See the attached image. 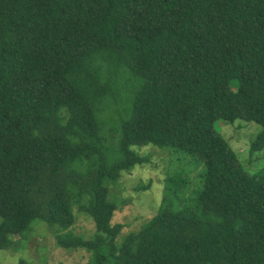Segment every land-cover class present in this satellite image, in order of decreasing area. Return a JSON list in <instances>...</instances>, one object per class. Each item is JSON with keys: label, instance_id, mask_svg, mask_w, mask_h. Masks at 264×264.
I'll list each match as a JSON object with an SVG mask.
<instances>
[{"label": "trees", "instance_id": "1", "mask_svg": "<svg viewBox=\"0 0 264 264\" xmlns=\"http://www.w3.org/2000/svg\"><path fill=\"white\" fill-rule=\"evenodd\" d=\"M237 120L260 124L263 151L264 0H0V250L45 223L89 264H264V170L216 126ZM149 146L204 171L192 196L167 179L123 238L110 185Z\"/></svg>", "mask_w": 264, "mask_h": 264}, {"label": "rangeland", "instance_id": "2", "mask_svg": "<svg viewBox=\"0 0 264 264\" xmlns=\"http://www.w3.org/2000/svg\"><path fill=\"white\" fill-rule=\"evenodd\" d=\"M115 108L116 106L112 105L113 116ZM216 126L250 175H257L264 170V150L251 152L252 143L261 131L259 123L237 120L226 124L219 121ZM169 150L152 146L137 150L148 162L135 166L130 172H124L116 184L110 185V200H114L119 208L113 224L123 227L121 237L137 233L158 215L167 179L176 180L179 176L188 181L187 191L195 190L193 183L203 174V164L191 155L173 154ZM188 193L192 196L190 191ZM188 193L183 195L185 200ZM181 209L182 206L173 208L175 212ZM72 232L89 239L95 235L96 228L92 221L78 216ZM15 238L19 240L20 237ZM20 242L18 251L0 250V264H20L21 260L26 264H89L91 257L90 252L84 249L59 247L55 236L45 223L35 224L28 237Z\"/></svg>", "mask_w": 264, "mask_h": 264}]
</instances>
